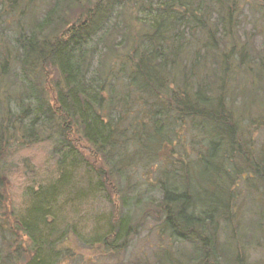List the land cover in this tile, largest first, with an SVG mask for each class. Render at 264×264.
<instances>
[{
    "label": "trees",
    "instance_id": "obj_1",
    "mask_svg": "<svg viewBox=\"0 0 264 264\" xmlns=\"http://www.w3.org/2000/svg\"><path fill=\"white\" fill-rule=\"evenodd\" d=\"M0 1V22L6 14L24 15L25 1L32 6V0ZM83 1L58 0L42 21L19 27L22 65L37 62L47 52L48 67L58 73L53 88L57 107L49 95L45 99L34 79L24 77L30 87L22 96H29L33 117L29 131L18 130L11 108L6 105V111L0 104V135L17 131L20 136L11 138L29 145L56 139L52 154L61 155L60 168L81 156L70 139L75 132L100 157V167L84 166L102 191L122 195L120 207L110 194L105 196L120 213L109 219L103 235L95 231L81 248L103 245L119 256L148 219H154L161 239L168 237L171 244L190 241L194 249L183 262L167 249L158 264H243L240 258L248 257L250 247L263 246L264 234L258 221L246 225L253 223L250 209L244 212L251 198L241 195L240 179L244 170L250 173L244 183L256 193L263 220L264 160L256 157L250 125L240 126L242 116L230 99L228 80L233 75L224 69L239 62L234 69L240 70L251 61L239 44V28L228 29L233 13L247 5L264 23V0H162L154 20L138 16L141 8L152 13L144 1L152 5L153 0H131L134 9L126 8L128 0H113L104 9L92 8L75 21L67 20L71 17L65 12ZM116 7L121 8L117 13ZM60 25L65 32L58 33ZM119 37L121 43L116 42ZM252 94L247 101L240 97L244 106H257ZM11 99L8 96L9 103ZM44 122L48 132L37 137ZM1 139L0 190L10 146L7 142L2 149ZM78 167L71 163L67 173L59 170L55 183L33 194L31 208L17 219V226L0 213V264H58L67 253L62 252L67 248L56 249L69 242L71 231L76 235L75 225L61 214L71 203L66 196L79 189L72 183ZM142 180L160 192L159 200L148 197L150 190H143ZM19 230L31 244L30 258L23 257Z\"/></svg>",
    "mask_w": 264,
    "mask_h": 264
},
{
    "label": "rangeland",
    "instance_id": "obj_2",
    "mask_svg": "<svg viewBox=\"0 0 264 264\" xmlns=\"http://www.w3.org/2000/svg\"><path fill=\"white\" fill-rule=\"evenodd\" d=\"M57 1L58 0H32V6H28L25 1L22 5L23 8L27 9L26 12H24V15H18L17 13L14 17L10 14L1 17L0 86L6 88L4 90L3 88H0V104H4L3 106L5 108L6 105L8 108H11V112L13 113L12 119L18 123V130L29 131L26 127H29V123L33 121V117L30 115L31 112L29 111L31 105V101L28 100L29 96H22V93H26V95L29 94L28 88L30 87L28 85L29 82L24 77H29L30 81L34 79L36 82H33L36 84V88L42 90L46 95L45 99L48 100L49 95L52 99V104L57 107L55 91L53 88L58 82L59 76L55 68L48 67L47 52L46 56H41V59L37 60V62L32 64L31 61L24 60L25 63L29 62L26 65H22V52L20 51L18 43L20 36L19 27H21V24L27 26L29 23L30 25L31 23H35L34 21H42L44 14L55 6ZM109 1L113 0L83 1V3L77 5L78 7L73 8L72 10L67 7L68 10L65 12V16L71 17V19H67L65 16L64 18L70 21H75L80 18L85 11H88L89 14V10L92 8L104 9ZM160 1L162 0H153L152 5L149 4L148 1H144L149 7L153 8V11L151 13L149 8H141L138 11V16L145 20L157 19V10L159 9L157 3ZM99 2L104 3L100 4ZM2 5L3 2L0 1V11L3 8ZM64 6L65 4L62 8ZM134 6L136 5L131 0H128L126 8L134 9ZM120 10V7H116V13ZM241 10V12L233 13L235 19L231 21L230 28L228 29L236 31V28H239L237 37L242 35L239 44L247 50L251 61L242 65L240 70L234 69V65L238 66L239 62L228 64L224 71L226 70L228 76L231 74L233 75V78L228 80L229 91H231L230 99L234 101V109H238L239 114L242 116L239 119L240 126L242 128L243 126L247 127L250 125L249 132L252 133L251 138L256 145V157L264 160V63L262 62V59H264V23L259 14L249 11L247 5L243 6ZM132 12L135 13L137 11L132 10ZM3 21L6 22L3 23ZM122 23H124L123 20ZM58 30V33L64 31L61 28V25ZM121 39L122 38L119 37L116 42L121 43ZM44 40L46 39H43L42 41ZM245 41L248 42L247 47H244ZM91 44H95V39H92ZM224 50H229V47H224ZM210 72L215 74V68L211 67ZM225 79H227V76ZM212 90L214 91L215 87L212 88ZM252 92L256 95L257 106H244L240 99L244 98L247 101L249 95H254ZM8 96L14 98L11 99V103L8 101ZM19 96L21 97L19 98ZM5 115L6 114L3 116ZM38 119L41 121L40 118ZM5 125L9 126V123L5 122ZM46 132H48V122L41 123L35 135L38 134L43 137ZM9 134L4 131L0 135L2 136V149H4L7 142L10 144L8 149H6L5 156V167L7 172L3 173V187L0 190V196L2 199L0 213L5 212L6 220L10 219L13 226H17V219L22 215H25L31 208L33 194L39 189H42V187L51 185L59 179V170L67 173L68 171L66 168L71 167V163H74L75 168L77 166L80 167L74 172L72 179V183H77L79 189L75 193L66 196V199L69 200L68 202L71 203L67 205L66 208L62 209V212L64 211V213L61 214V216L65 215L69 223L75 225L76 235H73L71 231L70 243L68 242L63 245H58L56 251H62L65 248L68 249L62 251L67 253L61 254L58 264H158L160 258L159 255L164 254L167 249L168 251L175 253L179 262H183L187 256H191L194 253L193 247L189 245L190 241L181 244L178 242L171 244L168 237L161 239L155 228L157 223L153 221L154 219H148V223L139 231V233L133 235L132 242L126 252L119 256H115L112 252H107L103 245H93L88 249L81 248L83 245L81 242H86L84 240H91V238L94 237L93 234L95 231H98L103 235L109 219L120 213V211L117 212L118 208H114L105 196L110 194L113 203L120 207V199L122 195L116 194L115 192L107 193L102 191L96 183L97 180L94 182L93 178L91 179L89 170L84 166L86 162L88 165L92 164V166L100 167L102 165L100 157L92 147L82 139V136L75 132L70 134V139L72 145L76 147L81 156H77L74 159L76 161L68 160L70 162H67L68 164L66 166L60 168L59 160L61 155L57 154V152L56 154H52L58 144L56 139L54 141H48V143L37 142L34 145H29L11 138L16 137L15 135L18 134L17 131L15 133L9 132ZM17 136L19 137L20 134ZM189 138H191V135H189L187 139ZM246 172L248 171H243V176L245 178L242 177V179H240L239 185L242 190L241 195L243 196L246 194L251 198L250 202L247 201L249 204L247 203V207H244V212L250 209V218L253 223L246 225H251L252 227V225H255L258 221L259 225H263L261 228L262 232L260 233V235H263L264 219H260L261 210L258 206L259 203L257 201L256 193L250 185L248 187L247 183H244L247 180L246 177H248ZM141 183L144 185V191L150 190L145 181L142 180ZM72 186L74 187V184H72ZM109 188L112 189V191L114 190L111 186ZM92 192L96 193L91 194ZM81 195H83V197H80ZM148 197L157 201V199H160V192L156 189L150 190ZM64 200L65 198L63 201ZM11 214L13 215L11 216ZM48 221H50V219ZM241 231L243 232L244 230L242 229ZM18 234L20 237V248L25 252L23 257L30 258L34 252L31 244H29V239L21 230L18 231ZM226 237L227 233L226 236L223 234L222 240ZM263 246L261 248L254 246L250 247L247 251L248 257L245 256V258H240L243 264H258L263 262Z\"/></svg>",
    "mask_w": 264,
    "mask_h": 264
}]
</instances>
